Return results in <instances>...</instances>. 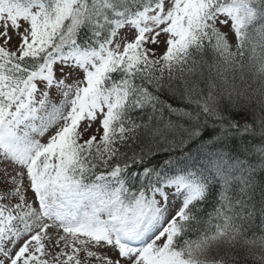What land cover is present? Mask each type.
<instances>
[{"label": "snow or ice", "instance_id": "1", "mask_svg": "<svg viewBox=\"0 0 264 264\" xmlns=\"http://www.w3.org/2000/svg\"><path fill=\"white\" fill-rule=\"evenodd\" d=\"M93 261L264 264V0H0V264Z\"/></svg>", "mask_w": 264, "mask_h": 264}, {"label": "rangeland", "instance_id": "2", "mask_svg": "<svg viewBox=\"0 0 264 264\" xmlns=\"http://www.w3.org/2000/svg\"><path fill=\"white\" fill-rule=\"evenodd\" d=\"M92 264H95V262L93 261Z\"/></svg>", "mask_w": 264, "mask_h": 264}]
</instances>
